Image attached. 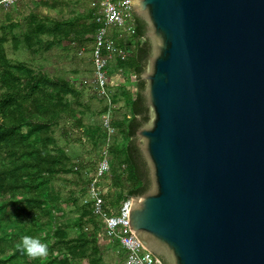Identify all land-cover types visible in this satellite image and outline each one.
<instances>
[{"label":"water","instance_id":"obj_1","mask_svg":"<svg viewBox=\"0 0 264 264\" xmlns=\"http://www.w3.org/2000/svg\"><path fill=\"white\" fill-rule=\"evenodd\" d=\"M150 56L129 227L164 264H264V0H133Z\"/></svg>","mask_w":264,"mask_h":264},{"label":"trees","instance_id":"obj_2","mask_svg":"<svg viewBox=\"0 0 264 264\" xmlns=\"http://www.w3.org/2000/svg\"><path fill=\"white\" fill-rule=\"evenodd\" d=\"M95 14L96 10L91 9L82 18L55 21L32 11L24 21L5 17L0 25V30L4 33L0 39V227L10 217H14L23 223L20 235L27 227L35 229L40 215L59 210L64 204L51 189L54 182L60 181L61 175L74 174L84 181L87 187L90 176L101 158L100 152L95 168L90 171L82 161L71 164L62 149H56L54 152L48 150L49 147L54 149L56 144L52 135L53 128L64 123L70 126L67 127L69 136L77 134L78 143L88 142L93 147L102 140L100 137H104L99 135V131L103 132L101 126L93 128L82 120L86 111H79L81 90L70 81L51 77L27 63L10 61L2 44L6 41L7 34L11 40L15 39L12 31L21 27L22 23V40L29 49L39 46L42 36L51 38L47 48L69 39L81 42L85 36H89L88 41L92 43L98 28L94 21ZM134 18V37H123L117 41L130 56L127 61H117L116 64L119 70L135 78L137 94L134 100L126 101L130 116L119 121L114 119L113 122L117 130L114 138L119 140L108 147L111 172L119 154L124 157L126 163L119 166L120 175L116 179L120 192L102 193L109 214H112L125 198L143 195L149 189L146 165L135 145V134L149 121V111L143 97L145 83L140 80V75L145 70L150 56V44L145 38V25L135 16ZM48 23L53 25L48 27ZM133 46L134 50H131ZM112 101L116 106L117 98H112ZM104 111L103 107L99 118ZM124 140L127 144L119 151V143ZM19 221L14 220L12 223L18 226ZM70 229H79L80 234L68 239L66 230ZM100 236L104 237L101 225L91 210H87L75 224L55 227L48 255L35 263L29 262L28 256L17 245L12 246V251L5 250L3 245L7 238L0 235V264H73L82 260H86L88 264H100V259L96 257ZM112 244L117 247L116 243ZM7 251L11 253L4 257Z\"/></svg>","mask_w":264,"mask_h":264},{"label":"rangeland","instance_id":"obj_3","mask_svg":"<svg viewBox=\"0 0 264 264\" xmlns=\"http://www.w3.org/2000/svg\"><path fill=\"white\" fill-rule=\"evenodd\" d=\"M98 0H0V25L6 18L24 21L27 19L30 12L34 11L40 15L47 16L55 21H66L79 19L87 15L91 10L92 4ZM90 22H88L89 24ZM22 26L12 31L15 36L11 40L9 34L6 35V41L2 46L5 50L7 58L12 62H23L30 65L36 70L43 71L51 77L61 78L70 81L74 86L81 90L82 94L79 99V111L86 110L82 117L86 125L93 128H100L99 114L103 108L92 88V65L90 48L91 42L88 41L89 36H85L83 41L78 42L77 39H69L67 41H60L51 48H47V43L50 37L42 36L41 44L31 49L25 47L22 40V33L24 30ZM53 24L48 23V27ZM3 32L0 30V39L3 37ZM116 64L111 63V75L114 73ZM110 72V73H111ZM117 73V71H116ZM117 91L113 90L111 93L112 98H117ZM118 99V98H117ZM118 106V105H117ZM116 108V106H115ZM116 121L120 120L121 113L117 111ZM67 127L70 126L61 123L60 126L53 128V138L55 140L54 149L49 147L48 150L54 152L56 149H62L71 160V164L82 161L90 171L95 168V163L99 158L100 152L111 146V143L118 141L112 138L108 144L102 131L99 135L103 136L96 147L90 143L80 144L77 142V134L69 136ZM105 139V141L103 140ZM127 141L119 143V151L126 146ZM125 159L119 154L118 160L114 163L111 174L103 180L102 190L105 194L111 192L119 193L120 188L116 179L120 175L119 166L125 164ZM52 192L57 195L64 204L59 207V210H51L45 215H40L41 218L35 225V229L29 227L23 229L20 235V227L22 222L14 217H10L5 224L0 227V235L6 237L4 243L5 250H11L12 246L19 244L23 236H32L38 238L42 243L47 244L49 247L53 242L52 233L55 227L59 225L75 224L84 211L90 212V208L84 205L86 194V184L80 178L75 177L74 174H64L60 176V181H56L51 186ZM75 201V202H74ZM89 209H88V208ZM116 208V207H115ZM87 209V210H86ZM16 220L20 224L15 226L12 222ZM67 238L73 239L80 234L79 229L66 230ZM98 254L97 259H100V264H124L125 256L114 246L112 242L100 236L97 241ZM11 252L7 251L4 257H7ZM38 259L28 257L29 262L35 263ZM73 264H88L86 260L80 263Z\"/></svg>","mask_w":264,"mask_h":264},{"label":"built area","instance_id":"obj_4","mask_svg":"<svg viewBox=\"0 0 264 264\" xmlns=\"http://www.w3.org/2000/svg\"><path fill=\"white\" fill-rule=\"evenodd\" d=\"M133 0H98L91 9L98 26L90 48L92 65L91 88L96 98L102 102L105 111L100 117V126L109 144L117 134L113 126L115 105L111 96L112 62H125L129 53L117 41L125 37L131 39L135 34V18L131 10ZM116 37V38H115ZM112 144V143H111ZM111 172V156L108 147L101 151V158L88 181L84 205L90 207L92 215L101 225L102 233L108 241L116 243L125 256L124 264H161L140 244L129 227L131 197L125 198L116 210L109 214L102 199V183Z\"/></svg>","mask_w":264,"mask_h":264},{"label":"crops","instance_id":"obj_5","mask_svg":"<svg viewBox=\"0 0 264 264\" xmlns=\"http://www.w3.org/2000/svg\"><path fill=\"white\" fill-rule=\"evenodd\" d=\"M131 50H134V46L131 48ZM116 63L117 62H115L114 64ZM114 68H116V70H114V73L116 75H111L112 72L110 70L111 72L110 78L112 80V85L110 89H111V93L113 92V90H115V92L117 91V94H119V95L117 94L113 95V96L117 95V98H118L116 108H115L116 110H115V113L113 114L114 119L116 121L115 116L118 114L117 111L121 113L119 117L120 119H124V118L126 119L130 116L129 109L126 107V101L128 99H131V100L135 99L136 94H137V81L135 80L133 76L128 75L127 72L119 70L117 64L114 66Z\"/></svg>","mask_w":264,"mask_h":264},{"label":"clouds","instance_id":"obj_6","mask_svg":"<svg viewBox=\"0 0 264 264\" xmlns=\"http://www.w3.org/2000/svg\"><path fill=\"white\" fill-rule=\"evenodd\" d=\"M17 247L28 257L32 259L46 257L48 255V246L42 243L38 238L32 236H23Z\"/></svg>","mask_w":264,"mask_h":264}]
</instances>
